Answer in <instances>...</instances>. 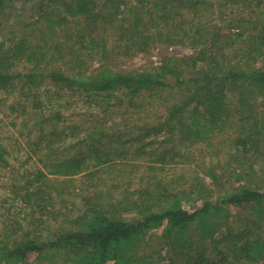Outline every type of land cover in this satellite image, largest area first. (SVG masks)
Instances as JSON below:
<instances>
[{
	"label": "trees",
	"instance_id": "trees-1",
	"mask_svg": "<svg viewBox=\"0 0 264 264\" xmlns=\"http://www.w3.org/2000/svg\"><path fill=\"white\" fill-rule=\"evenodd\" d=\"M159 45L190 54L165 55L148 70L87 65ZM168 91L161 121L107 142L92 133L60 152L68 129L54 110L65 92L119 95L140 108L139 96ZM1 94L16 95L8 114L29 116L44 155L41 169L19 175L0 141V170L24 178L18 199L29 216L0 229H11L1 264H36L48 253L61 264H264V175L254 183L250 173L264 158V0H0ZM234 128L231 158L245 163L235 187L219 192L222 167L179 183L178 168L191 162L184 150ZM162 135L168 148L151 146ZM108 173L114 181L100 191Z\"/></svg>",
	"mask_w": 264,
	"mask_h": 264
},
{
	"label": "rangeland",
	"instance_id": "rangeland-1",
	"mask_svg": "<svg viewBox=\"0 0 264 264\" xmlns=\"http://www.w3.org/2000/svg\"><path fill=\"white\" fill-rule=\"evenodd\" d=\"M188 54H190V50L186 46L166 47L159 45L157 48L145 53L132 52L131 50L127 54L116 52L111 54L108 58H99V60L96 59V61L92 60L87 63V65L93 68L98 64L106 63L118 70H148L154 68V66H158L159 61L165 55L181 57ZM173 93L174 91H168L160 95L156 94L152 98L147 95L139 96L136 102L140 105V108H138L136 105L133 106L125 101L123 102L122 99V103L120 104L118 101L119 95L115 96L116 98H110L109 101L101 98L91 101L84 97H72L70 93L65 92L61 99V108H56L54 110L60 115V124L58 127L64 125L65 128L68 129L65 139L59 142V144L62 145V147H59L61 149L60 152L66 154L68 151H72L70 146L73 145L76 138L82 140L92 133H94L97 138L103 139L104 137V141L107 142L106 138L108 136L116 135L125 129H136L137 126L142 125L145 121L149 123L161 121L166 116V107L170 104L168 100ZM0 97L2 98L0 100V141L10 153V155L6 156L8 162L12 167L17 169L19 175L26 169L32 170L34 167L41 169L42 163L39 160L42 159L44 155H38V149L33 145L32 141L34 140L35 134V127L32 126L33 123L29 120V116L16 118L15 115L10 116L8 114L6 106L11 103L13 99H16L15 94L6 96L7 98L1 94ZM258 104L262 106L261 102H258ZM263 108L264 107H258V109L261 110ZM47 115L48 114H43V117ZM37 127L38 126H36V128ZM235 129L236 128L222 132L219 135L211 137V139L206 142H200L190 147L186 144L189 149L184 150L186 153L183 154L188 155L185 160L191 158V160L189 159V161H191L190 168L187 169L185 166H180V168H178L180 174H182V176H180L182 179L179 180V183L196 182L197 179L201 178L202 171H204L206 167H222L223 170L219 172L221 175V179L219 180L221 181L222 189H220L219 192L224 191L223 189L226 191L230 187H235L236 177L234 173L242 169L238 163H243V161L231 158L235 152L232 151L230 139L232 137L231 132L233 130L235 132ZM68 134L71 135L69 138H67ZM164 138H167V136L163 137L162 135L158 138H150L153 142L151 146L154 148L158 147L160 150L166 147L168 148L169 141H165ZM124 139H126V137ZM123 144L127 146L128 142H123ZM111 146L113 145L111 144ZM261 146L264 149V142H262ZM256 162V168L252 169V172L247 169L248 174L250 172L251 175H253L254 171H257V173L251 177L253 181H256L254 183H258V179L262 178L264 175V158ZM23 163H25V166L18 170V166ZM140 171L141 168L137 170L136 173L138 174ZM126 172H128V170H126L122 176H126ZM17 173H12L8 169L0 170V229H2L4 225L24 222V217H26V213H28V210H25L23 207L22 201L18 199V196L21 195L19 187L24 183V178H19ZM114 175L115 173H113V176ZM113 176L109 175L106 183H102L101 186H99L100 191H108V187L112 181H114ZM240 177L244 179L243 175ZM75 179L84 182L85 186L90 185L89 182L81 176H76ZM188 205L193 206L195 204L193 201H189ZM233 211L234 209L231 208L223 209L224 214L227 216L231 215ZM28 215H30V213ZM131 216V214H124L125 219H130ZM27 218H29V216H27L26 219ZM51 230L52 228L50 227V230L44 233L48 235ZM10 231L11 229L6 231L3 230L0 234V241L5 240L9 236ZM3 232L4 235L2 236ZM12 236L13 235H10V239ZM170 241L173 244L177 242V239L174 237ZM0 246H2V244H0ZM34 258L35 255L29 256L28 261H32ZM62 262L63 259L56 258L52 253H48L47 256H40L35 263L61 264Z\"/></svg>",
	"mask_w": 264,
	"mask_h": 264
}]
</instances>
